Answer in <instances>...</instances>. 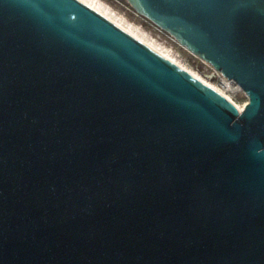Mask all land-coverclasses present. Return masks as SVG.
I'll return each mask as SVG.
<instances>
[{"label":"water","instance_id":"1","mask_svg":"<svg viewBox=\"0 0 264 264\" xmlns=\"http://www.w3.org/2000/svg\"><path fill=\"white\" fill-rule=\"evenodd\" d=\"M243 108L84 0H0V264H264V0H128Z\"/></svg>","mask_w":264,"mask_h":264},{"label":"rangeland","instance_id":"2","mask_svg":"<svg viewBox=\"0 0 264 264\" xmlns=\"http://www.w3.org/2000/svg\"><path fill=\"white\" fill-rule=\"evenodd\" d=\"M98 1L108 6L109 10L105 11L109 15H112L125 25L128 23V21L138 25L146 32V36L155 39L157 42L163 45V47L168 48L170 54L173 55L179 62L198 73L212 84L220 88L223 87L221 78L215 73L213 66L208 61L194 54L178 41L168 37L165 33L160 32L151 22L147 21L143 15H138L128 0ZM226 91L239 104L245 105L249 99L248 94L243 88L236 91L226 89Z\"/></svg>","mask_w":264,"mask_h":264},{"label":"bare ground","instance_id":"3","mask_svg":"<svg viewBox=\"0 0 264 264\" xmlns=\"http://www.w3.org/2000/svg\"><path fill=\"white\" fill-rule=\"evenodd\" d=\"M85 2H87L88 4H90L91 6H93L94 8H96L97 10H99L100 12H102L103 14H105L106 16H108L109 18H111L112 20H114L116 23H118L119 25H121L122 27H124L125 29H127L128 31L132 32L134 35H136L137 37H139L140 39L144 40L145 42H147L148 44H150L153 48H155L156 50H158L159 52L163 53L164 55L168 56L169 58H171L172 60H174L175 62L181 64L182 66H184L185 68H187L188 70H190L191 72H193L194 74H196L198 77H200L202 80H204L205 82H207L208 84H210L211 86L215 87L216 89H218L219 91H221L222 93H224L225 95H227L229 98H231L232 100L233 97L227 93V90H231L234 91L238 88L237 83L235 80L230 79L226 76H222L221 80H222V85L223 87H218L214 84H212L211 82H209L208 80H206L204 77H202L201 75H199L198 73L194 72L193 70H191L190 68L186 67L184 64H182L181 62H179L173 55L170 54L169 49L163 47V45H161L159 42H157L155 39L150 38L148 36H146V32L141 29V27H139L138 25H135L133 23H130L128 21V23L125 25L124 23H122L120 20L114 18L112 15H109L106 11L109 10L108 6L104 5L102 2L98 1V0H84ZM106 10V11H105ZM235 101V100H234ZM236 102V101H235ZM236 104L240 107L243 108L244 105L239 104L236 102Z\"/></svg>","mask_w":264,"mask_h":264},{"label":"built area","instance_id":"4","mask_svg":"<svg viewBox=\"0 0 264 264\" xmlns=\"http://www.w3.org/2000/svg\"><path fill=\"white\" fill-rule=\"evenodd\" d=\"M134 11L138 14V15H141V14H139L135 9H134ZM147 21H149V22H151L154 26H155V28H157L160 32H163V33H165L168 37H170V38H172L173 40H176V41H178L171 33H169L168 31H166L165 29H163V28H161L160 26H158V25H156L154 22H152L150 19H148L147 17H145V16H143ZM213 69H214V71H215V73L221 78L223 75L219 72V71H217L214 67H213ZM237 83V82H236ZM237 86H238V89H236V90H240L242 87L237 83ZM235 90V91H236Z\"/></svg>","mask_w":264,"mask_h":264}]
</instances>
